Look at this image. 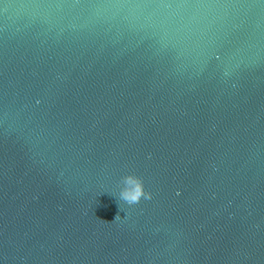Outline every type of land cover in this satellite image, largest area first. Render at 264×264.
Instances as JSON below:
<instances>
[{"label": "water", "instance_id": "95a60500", "mask_svg": "<svg viewBox=\"0 0 264 264\" xmlns=\"http://www.w3.org/2000/svg\"><path fill=\"white\" fill-rule=\"evenodd\" d=\"M0 264H264V0H0Z\"/></svg>", "mask_w": 264, "mask_h": 264}]
</instances>
